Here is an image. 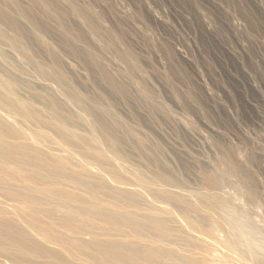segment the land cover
I'll use <instances>...</instances> for the list:
<instances>
[{"label":"rangeland","instance_id":"374dc122","mask_svg":"<svg viewBox=\"0 0 264 264\" xmlns=\"http://www.w3.org/2000/svg\"><path fill=\"white\" fill-rule=\"evenodd\" d=\"M0 231V264H264V0H0Z\"/></svg>","mask_w":264,"mask_h":264},{"label":"bare ground","instance_id":"6f19581e","mask_svg":"<svg viewBox=\"0 0 264 264\" xmlns=\"http://www.w3.org/2000/svg\"><path fill=\"white\" fill-rule=\"evenodd\" d=\"M34 230H36V228H34ZM37 232L40 234V236H41L42 239H45V240L48 239V237H49L48 233H46L44 231H37ZM7 233H8V231H7ZM7 235H9V234H7ZM23 241H21V242L18 243L19 244L18 252L19 253H27V252H30L31 254H33V252H32L33 250H32L31 244H28L29 242L26 243V242H23ZM5 252H7V251L0 247V254L4 255V254H6ZM9 264H14V263H9Z\"/></svg>","mask_w":264,"mask_h":264}]
</instances>
